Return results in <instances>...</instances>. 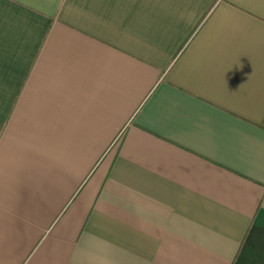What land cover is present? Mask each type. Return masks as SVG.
<instances>
[{
  "label": "crops",
  "instance_id": "crops-1",
  "mask_svg": "<svg viewBox=\"0 0 264 264\" xmlns=\"http://www.w3.org/2000/svg\"><path fill=\"white\" fill-rule=\"evenodd\" d=\"M0 264H264V0H0Z\"/></svg>",
  "mask_w": 264,
  "mask_h": 264
}]
</instances>
